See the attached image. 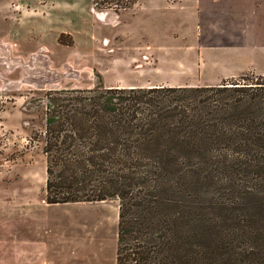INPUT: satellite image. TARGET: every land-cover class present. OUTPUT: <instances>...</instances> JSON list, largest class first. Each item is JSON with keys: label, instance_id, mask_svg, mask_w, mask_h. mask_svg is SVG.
<instances>
[{"label": "trees", "instance_id": "16d2710c", "mask_svg": "<svg viewBox=\"0 0 264 264\" xmlns=\"http://www.w3.org/2000/svg\"><path fill=\"white\" fill-rule=\"evenodd\" d=\"M45 100V199L119 198L116 264H264V74Z\"/></svg>", "mask_w": 264, "mask_h": 264}, {"label": "rangeland", "instance_id": "374dc122", "mask_svg": "<svg viewBox=\"0 0 264 264\" xmlns=\"http://www.w3.org/2000/svg\"><path fill=\"white\" fill-rule=\"evenodd\" d=\"M188 1L118 12L94 0H0V264H116L119 198L45 199L46 93L216 80L223 73L193 49L204 27L181 9Z\"/></svg>", "mask_w": 264, "mask_h": 264}, {"label": "crops", "instance_id": "0c3cea01", "mask_svg": "<svg viewBox=\"0 0 264 264\" xmlns=\"http://www.w3.org/2000/svg\"><path fill=\"white\" fill-rule=\"evenodd\" d=\"M188 3L191 5H182L181 9L186 8L193 19L197 16L204 27V40L201 42L199 35L198 45L193 48L198 50L199 64L208 71L219 68L223 73L203 85L218 84L224 78L249 71L264 74V0H189Z\"/></svg>", "mask_w": 264, "mask_h": 264}]
</instances>
